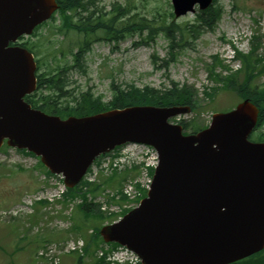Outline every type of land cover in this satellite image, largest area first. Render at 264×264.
<instances>
[{
	"label": "water",
	"instance_id": "95a60500",
	"mask_svg": "<svg viewBox=\"0 0 264 264\" xmlns=\"http://www.w3.org/2000/svg\"><path fill=\"white\" fill-rule=\"evenodd\" d=\"M175 16L211 0H171ZM55 0H0V146L25 148L73 187L96 156L126 142L158 153L150 190L100 235L133 250L142 264H228L264 248V142L249 139L258 108L249 99L213 114L209 126L183 135L168 120L189 106H128L61 119L33 109L31 52L9 46L47 20Z\"/></svg>",
	"mask_w": 264,
	"mask_h": 264
},
{
	"label": "rangeland",
	"instance_id": "374dc122",
	"mask_svg": "<svg viewBox=\"0 0 264 264\" xmlns=\"http://www.w3.org/2000/svg\"><path fill=\"white\" fill-rule=\"evenodd\" d=\"M95 4L92 19L97 15L102 21L111 18L115 5L118 13L122 9L127 11L125 17L136 15L134 19H154L156 27L163 22L170 24L172 21L176 24L199 25L196 13L200 9L197 5L194 6V11L175 16L171 0H98ZM217 5L222 12L213 26L198 28L200 34L197 38L190 37L187 32L183 36L178 31L175 32L173 50L169 48V39L162 32L155 34L148 44L143 43L147 34L143 32L127 35L120 40L93 39L89 42V50L80 52L75 61L72 54L77 52L76 43L83 36L72 28L60 31L62 20L59 13H55L53 18L38 27L31 36L25 37L23 42L34 53L41 78L48 79L61 74L69 84L67 88L73 90L76 96L90 92L103 102H109L113 100L115 92L125 88V85L163 90L170 87L173 81L190 87L194 90L193 110L180 116L189 124L185 129L188 133L193 127L207 126L213 113L230 110L240 101L233 89L221 88L216 92L210 89L222 85L209 76L212 66L215 73L223 76L228 74L229 69H240L241 62L231 58L233 50L236 48L242 53H248L253 43L254 55L264 62V0H217ZM121 21L122 18L118 17L114 23L117 25ZM180 45H183L182 48H178ZM214 57L220 60V64H216ZM64 67L68 70L63 71ZM252 82L257 86H264V72L255 75ZM48 94L52 96L51 90L44 85L35 99ZM53 96L61 106L76 103L65 97ZM259 134L264 135V124L257 128L252 139L256 140ZM131 147L126 146L125 154ZM117 152L118 150L109 152L98 159V169L108 159L110 168ZM105 168L101 169L96 181L88 186L87 191L82 186L77 193L68 194L65 201H53L57 189H63L60 178L50 175L37 157L3 146L0 149V209L6 210L19 204L25 213L28 207L22 200L27 198L26 195L38 193L41 200L34 202L35 211L31 216L19 214L8 217L7 213L2 215L0 212V264H44L36 258L37 249L41 245L78 236L87 243L81 263L78 262L79 255L70 254L63 256L58 264H94L97 261L110 264L97 256V249L102 244L96 239L95 230L105 223V216L112 218L113 210L119 212V209L108 206L105 211L103 206L98 205L112 204L107 197H102L100 202L95 203L88 199L86 193L96 197L104 189L115 191L121 181L133 173L123 174L122 170H118L125 179L112 181L102 176L109 174V170L106 171ZM92 187H96V190L93 191ZM75 196L80 201L67 209L66 200ZM108 196L112 201L119 198L111 192ZM84 202L87 205L82 210L89 212L86 215L80 211ZM70 209H73L68 218L71 224L60 222L66 219ZM110 257L109 255L106 259Z\"/></svg>",
	"mask_w": 264,
	"mask_h": 264
},
{
	"label": "trees",
	"instance_id": "16d2710c",
	"mask_svg": "<svg viewBox=\"0 0 264 264\" xmlns=\"http://www.w3.org/2000/svg\"><path fill=\"white\" fill-rule=\"evenodd\" d=\"M98 0H57L59 5L58 13L62 20V26L60 31L63 29L68 30L72 28L77 33L82 34L83 39L77 41V52L72 54L75 57V61L80 54L89 50V42L91 40H100L104 39L107 41L110 40H120L127 35H132L135 33L142 34L147 32L145 39L143 38V43L148 44L149 40H153L155 34L162 32L164 36L169 39V48L172 49V43L174 42L175 32H179L181 36L183 33H189L190 37L197 38L200 31V27H209L213 26L219 17L221 16V7L216 6L217 0H213V4L204 11L197 12V21L198 24H176L173 21L170 24L163 22L159 26H154V19H149L146 17H136L132 15L130 17H125L127 11H122L118 13L116 6H113L111 12L112 17L102 21L97 15L95 19H92V16L95 15L92 8L95 7V3ZM172 14V13H171ZM118 17L122 18V21L119 24H115V20ZM126 18V20L124 19ZM255 38V37H254ZM184 45V44H183ZM183 45H180L178 48H182ZM255 44L253 43L252 46ZM250 46L251 50L248 53H242L234 48V53L237 59L241 62V68L234 71L229 69L227 75L223 76L217 74L213 70V66L209 69V76L216 82L222 83L220 86L211 87L216 92L219 89H233L236 94L241 99H249L258 107L259 114L258 120L255 127V131L261 125L264 124V86H257L253 84V78L258 73L264 72V62L259 57L254 55L253 47ZM72 53V50H69ZM173 56V53H171ZM216 64H220V60L216 57ZM78 67H80L78 65ZM67 67L63 68V71H66ZM72 68V67H70ZM228 68V67H227ZM240 76H242L240 78ZM170 87H166L163 90H158L154 88L145 87L139 89L133 85H125V88L119 89L116 92V95L113 97V100L109 102H103L100 97H94L90 92L80 93L78 96L74 94L73 90H69L67 86L69 85L65 78L61 77V74L52 76L48 79L42 78L37 83V90L47 86V89L51 90V95H46L40 98V102H33L31 100L32 95L26 96V99L33 107H37L41 110H44L51 114L60 115L61 117H66L68 115L83 116L90 115L94 113L101 112L106 110L109 106L114 108H122L131 105H173V104H189L193 108V92L194 90L186 85H179L177 82L171 81ZM113 89V85H112ZM114 90V89H113ZM55 97H65V99H70L76 102L74 105L66 104L64 106L58 105ZM206 96V94H205ZM181 124L184 128H187L189 124L182 120ZM198 127H193V132H196ZM257 141H264V135L259 134L257 136ZM109 180H112L116 177L124 178L122 174H114ZM93 191L96 188H92ZM75 188L68 189L69 194L75 193ZM87 205L84 202L80 206V211L86 215L89 212L82 210V207ZM87 208V206H85ZM91 213V212H90ZM99 228L95 230L96 239H100L98 234ZM82 257L78 256V262L81 263ZM103 261H97L94 264H104ZM231 264H264V255L262 252L254 254L246 259L241 261L231 263Z\"/></svg>",
	"mask_w": 264,
	"mask_h": 264
}]
</instances>
